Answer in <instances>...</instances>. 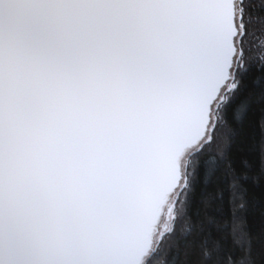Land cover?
<instances>
[{"label": "snow or ice", "instance_id": "6c2138e0", "mask_svg": "<svg viewBox=\"0 0 264 264\" xmlns=\"http://www.w3.org/2000/svg\"><path fill=\"white\" fill-rule=\"evenodd\" d=\"M251 7L0 0V264H150L225 162L248 73L264 80ZM229 171L235 197L247 177Z\"/></svg>", "mask_w": 264, "mask_h": 264}, {"label": "trees", "instance_id": "16d2710c", "mask_svg": "<svg viewBox=\"0 0 264 264\" xmlns=\"http://www.w3.org/2000/svg\"><path fill=\"white\" fill-rule=\"evenodd\" d=\"M250 3L253 21L247 47L252 60L259 63L264 61V0ZM261 75L253 67L245 78L241 95L251 96V105L243 123L231 125L238 129V135L226 148L225 162L206 188L203 184L196 186L187 216L176 221L175 230L167 235L150 264H264V80L260 86L253 85ZM225 131L219 129L217 138L208 146L212 153L225 148ZM229 165L237 175L247 177L239 181L235 197L230 188ZM220 195L222 199L213 198ZM185 225L191 227V234H182ZM205 239L209 259L201 255ZM247 240L251 241L250 255L243 246Z\"/></svg>", "mask_w": 264, "mask_h": 264}, {"label": "rangeland", "instance_id": "374dc122", "mask_svg": "<svg viewBox=\"0 0 264 264\" xmlns=\"http://www.w3.org/2000/svg\"><path fill=\"white\" fill-rule=\"evenodd\" d=\"M165 215L162 216V220H160V222H159V231H158L157 235L166 233L167 229L173 227L172 222L169 220L167 215L166 216ZM166 237H167V235H165V238ZM165 238H164V240H165Z\"/></svg>", "mask_w": 264, "mask_h": 264}, {"label": "water", "instance_id": "95a60500", "mask_svg": "<svg viewBox=\"0 0 264 264\" xmlns=\"http://www.w3.org/2000/svg\"><path fill=\"white\" fill-rule=\"evenodd\" d=\"M167 215V214H166ZM160 222V221H159ZM157 229H158V231H159V223H158V225H157ZM158 233V232H157Z\"/></svg>", "mask_w": 264, "mask_h": 264}, {"label": "flooded vegetation", "instance_id": "af4514ba", "mask_svg": "<svg viewBox=\"0 0 264 264\" xmlns=\"http://www.w3.org/2000/svg\"><path fill=\"white\" fill-rule=\"evenodd\" d=\"M166 216V215H165ZM160 220H162V217H161V219Z\"/></svg>", "mask_w": 264, "mask_h": 264}]
</instances>
